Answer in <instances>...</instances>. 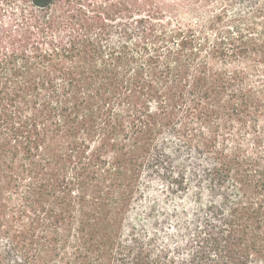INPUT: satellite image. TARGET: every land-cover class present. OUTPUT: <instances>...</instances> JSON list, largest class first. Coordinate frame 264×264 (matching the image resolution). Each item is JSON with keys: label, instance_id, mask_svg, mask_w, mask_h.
<instances>
[{"label": "trees", "instance_id": "16d2710c", "mask_svg": "<svg viewBox=\"0 0 264 264\" xmlns=\"http://www.w3.org/2000/svg\"><path fill=\"white\" fill-rule=\"evenodd\" d=\"M80 5L0 34V264H264V0Z\"/></svg>", "mask_w": 264, "mask_h": 264}, {"label": "rangeland", "instance_id": "374dc122", "mask_svg": "<svg viewBox=\"0 0 264 264\" xmlns=\"http://www.w3.org/2000/svg\"><path fill=\"white\" fill-rule=\"evenodd\" d=\"M107 1L110 2V0ZM102 2L103 0H59L58 3L52 5L54 7L48 8L39 6L35 0H0V34H7L8 29L26 30L30 28L35 32V26L39 23L38 19L47 17L54 12V9L62 14L64 9L67 10L70 6L83 4L85 7H94ZM204 12H206L205 9ZM197 17L198 15L191 14L189 19Z\"/></svg>", "mask_w": 264, "mask_h": 264}]
</instances>
